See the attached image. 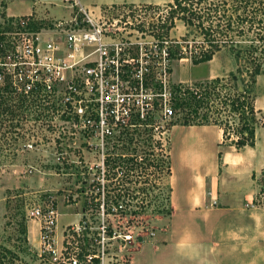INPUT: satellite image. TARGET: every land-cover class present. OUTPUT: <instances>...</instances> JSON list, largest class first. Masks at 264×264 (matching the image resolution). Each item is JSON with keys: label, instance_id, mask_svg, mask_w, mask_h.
I'll list each match as a JSON object with an SVG mask.
<instances>
[{"label": "rangeland", "instance_id": "374dc122", "mask_svg": "<svg viewBox=\"0 0 264 264\" xmlns=\"http://www.w3.org/2000/svg\"><path fill=\"white\" fill-rule=\"evenodd\" d=\"M49 1L57 6L52 9L51 15L54 18H70L71 9L68 10L61 0ZM155 1L159 3L140 5L143 24L157 36H164L173 42L169 83L173 97L177 99V102L173 101V107L179 111L177 123L220 124L227 130L225 142L229 144L231 139L237 138L244 123L232 104L243 101L241 93L244 89L248 92L243 95L247 104L251 103L253 96L250 76L255 65L251 63L248 52L251 50V40H257L256 33L261 27L255 23L248 31L251 23L234 26L235 30L246 31L242 37H236L241 51L240 57H237L236 52L229 46L222 47L210 64L197 66L193 64L192 59L199 57L204 50L206 44L203 35L178 18L174 20V27L167 31L173 22L169 20L172 0ZM29 3L30 0L19 1L20 6ZM4 7L5 0H0V28L5 26L4 22L8 19L2 17ZM243 13V10H239V14ZM109 17L117 15L111 11ZM53 22L46 20L39 24L47 28L52 26ZM260 64L264 75L263 59ZM217 78L220 82L215 87L212 85L213 88L205 97L194 98L193 93L186 96L188 89L181 96L175 95L181 88H187L190 84L194 91H198V86H205ZM18 100L13 97L15 104H18ZM36 102L27 101L22 110L16 111L12 104L15 113L0 120V252L4 249L14 251L20 255L24 264H54L52 254L42 250L39 221L30 217L34 208L41 207L44 210L47 206L54 205L58 212L62 213L56 231L51 235L52 246L58 254L63 248L64 229L78 220L73 212L80 214V217L87 215L88 222L96 228L104 221L121 236L107 243L108 251L104 264H131L132 255L133 261L136 262L137 254H141L142 259L136 264H177L169 262V258L161 253L157 258L151 244L156 232L164 227L160 223L161 220L168 219L171 213L169 150L171 152L172 135L167 145L166 157L157 153L155 158L151 148L144 143L146 135L139 137L133 144L127 140L124 148L116 147L114 152L111 147L113 140H110L107 147L109 149L106 150L110 155L112 153L108 158L110 167L116 154L125 155V161L120 164L122 168L118 171L117 183H107L106 191L117 194L113 189L118 187L125 194V199L121 201L127 206L128 214L113 213L103 218L96 210V199L100 197L97 195L98 189L93 185V180L99 177L100 173L96 167L101 161L99 148L96 147L99 144L98 138H89L80 133L74 128L73 120L61 116L59 102L53 100L47 105ZM28 145L33 147L29 148ZM130 158L133 161H128ZM155 159L161 162L157 169L149 165ZM172 169L175 170L176 167L172 166ZM175 172L176 170L173 171L174 174ZM263 185L264 174L261 189ZM261 200L258 195L256 202L264 208ZM128 231H132L134 237L125 244L122 238ZM138 236L146 242L134 252L138 246ZM177 262L183 263L179 260Z\"/></svg>", "mask_w": 264, "mask_h": 264}, {"label": "built area", "instance_id": "2783aa9c", "mask_svg": "<svg viewBox=\"0 0 264 264\" xmlns=\"http://www.w3.org/2000/svg\"><path fill=\"white\" fill-rule=\"evenodd\" d=\"M61 2L72 10L71 17L57 20L47 28L37 26L32 15L5 20V26L0 28V87L8 84L29 101L46 105L53 100L59 102L61 116L73 120L74 128L80 133L98 138L96 147L101 161L96 167L100 173L93 180L100 197L96 199L97 213L103 218L113 213L128 214L127 206L121 201L125 194L121 190L115 191L117 194L106 191L107 183L118 181V176L110 177L113 165L110 167L108 158L112 153L106 150L110 140L114 152L116 147L124 148L127 140L133 144L146 135L144 142L154 158L157 153L162 157L168 154L167 145L178 124L179 112L173 107L177 99L169 83L173 42L148 30L143 24L140 5L110 6L95 16L80 0ZM111 11L117 17L110 18ZM191 85L175 95L181 96L188 89L186 96L193 93L201 97V90L194 91ZM258 121L264 124V117ZM149 165L157 169L161 162L155 159ZM120 192L118 204L109 206L108 201L115 200ZM259 195L264 204V185ZM60 215L54 205L44 210L36 207L30 213L40 223L43 252L52 254L54 264H79L80 248L76 243L71 248L72 241L83 233L92 238L96 232V253H89L85 260L91 263L99 258L104 264L107 243L121 236L104 221L98 228L91 226L84 215L79 223L64 229L63 248L58 254L51 235L56 231ZM132 233L124 234L125 244L133 239ZM137 240L143 238L138 236Z\"/></svg>", "mask_w": 264, "mask_h": 264}, {"label": "crops", "instance_id": "0c3cea01", "mask_svg": "<svg viewBox=\"0 0 264 264\" xmlns=\"http://www.w3.org/2000/svg\"><path fill=\"white\" fill-rule=\"evenodd\" d=\"M19 1L5 0L3 13L8 19L32 15L37 26L39 22L60 19L51 15L57 7L54 2L30 0L20 6ZM80 1L95 16L110 6L159 3ZM251 92L250 104L259 120L264 117V75L257 77ZM171 135V213L161 220L164 227L151 242L157 258L161 253L177 264H264V208L256 202L263 184L264 124L258 121L253 144L241 148L235 145L237 138L226 143L224 129L216 123L177 124ZM172 166L176 167L175 174ZM72 214L78 217L74 224L83 218ZM144 241L139 240L134 252ZM137 255L136 262L132 255L131 264L141 262V254Z\"/></svg>", "mask_w": 264, "mask_h": 264}, {"label": "trees", "instance_id": "16d2710c", "mask_svg": "<svg viewBox=\"0 0 264 264\" xmlns=\"http://www.w3.org/2000/svg\"><path fill=\"white\" fill-rule=\"evenodd\" d=\"M170 8L169 20L173 22L171 26L167 28V31L174 27V20H177L176 18H178L183 20L186 25L199 30L204 37L206 45L204 50L201 51L199 57H194L192 59L194 65L209 63L213 60L216 53L221 51L222 47L227 46L236 52L237 57H240L241 51L238 48L239 43L236 37H242L246 31L242 29L235 30L234 26L251 23V26L248 28L249 31L252 28V24H258L261 28L256 33L257 40H251V44L249 45L251 50L248 52V55L251 58V63L255 65L250 76L251 84L253 85L256 83L257 77L263 72L260 61L262 59L264 60V0H172ZM222 8L223 10H221ZM239 10H243L244 13L239 14ZM2 17L5 18V14H3ZM232 32L233 35H231ZM219 82L220 80L217 78L205 86H198V89L201 90V97H205V95L209 94L213 86L215 87ZM246 93L248 92L244 89L241 93V100L243 101L239 103L234 102L232 104L234 111L240 113L241 120L244 122L241 130L238 131L235 142V145L238 148L247 144H253L254 128L258 123L254 108L250 103L247 104L245 102L247 99L243 95H246ZM13 97L19 99L18 104L13 102ZM27 101H29V99L26 95L23 93L16 94L15 91L11 89L10 85L7 84L5 87H0V120L4 116L15 113L13 112L12 104L15 107V111L16 109L22 110ZM30 102L34 103L35 100H31ZM223 129L226 136L227 130L226 128ZM132 142L133 141L131 140L129 143L131 144ZM123 147H125V145ZM123 161H125L123 155L115 158L111 168V179L118 176L116 168L120 166ZM128 161L133 160L130 158ZM113 190L117 191L119 189L118 187H115ZM120 199L121 194H118L115 200L112 202H110V200L108 201V205L111 206L112 203L118 204ZM97 206L98 204H96V207ZM92 236L93 237L90 238L87 233H83L82 236L76 237L75 240L72 241L71 248H75V243L80 248L77 255L79 264H101L99 258H94L91 263H87L85 260L86 255L89 253H96V248L94 247L96 232H94ZM0 264L24 263L18 253L4 249L0 252Z\"/></svg>", "mask_w": 264, "mask_h": 264}]
</instances>
